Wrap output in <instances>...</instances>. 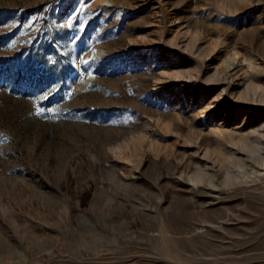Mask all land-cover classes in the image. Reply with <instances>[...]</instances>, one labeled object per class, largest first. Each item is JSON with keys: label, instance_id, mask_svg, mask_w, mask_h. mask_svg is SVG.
Returning <instances> with one entry per match:
<instances>
[{"label": "rangeland", "instance_id": "obj_1", "mask_svg": "<svg viewBox=\"0 0 264 264\" xmlns=\"http://www.w3.org/2000/svg\"><path fill=\"white\" fill-rule=\"evenodd\" d=\"M0 264H264V0H0Z\"/></svg>", "mask_w": 264, "mask_h": 264}]
</instances>
